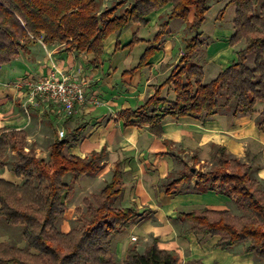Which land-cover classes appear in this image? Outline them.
I'll return each mask as SVG.
<instances>
[{"label": "trees", "instance_id": "16d2710c", "mask_svg": "<svg viewBox=\"0 0 264 264\" xmlns=\"http://www.w3.org/2000/svg\"><path fill=\"white\" fill-rule=\"evenodd\" d=\"M123 2L99 11L95 0H0V68L16 58L19 52L41 41L46 46L64 45L66 50L93 54L97 59L104 42L113 34L120 36L130 25L147 24V17L170 6L168 17L161 22L151 44L140 58L136 69L142 68L157 50L170 21L180 19L194 33L185 44L183 54L164 84H171L175 100L159 98V90L145 104L135 110H124L120 117L124 125H146L149 131L161 136L165 117H189L204 120L219 112L235 117L252 116L258 103L264 105V0H230L235 7L230 45L243 43L234 52V59L208 84H202L203 68L191 62L192 55L202 48L200 27L208 11V0H134L129 7L116 14ZM190 9L193 18L188 22ZM132 40L129 44L136 43ZM118 44H116L117 48ZM253 64L247 66L248 58ZM181 65V67H180ZM256 128L264 133V110L256 120ZM79 127L71 139L61 138L51 145L47 159L36 156L32 148L26 150L23 131H0V167L5 164V151L15 154L12 163L20 184L0 179V218L7 224L19 226L26 248L0 244L1 264H118L105 247L112 236L140 220L143 213L133 207L114 208L123 191L121 171L117 166L105 185L96 207L83 199L88 218L77 233H62L57 224L66 212L65 201L72 197L73 186L83 175H95L103 167L104 149L88 157L65 153L71 142L81 136ZM172 157L175 156L168 151ZM214 166L206 173L188 169L169 184L162 186L165 195L214 191L231 199L241 211L237 216L228 209L203 207L178 218L190 226L181 235L192 234L199 242L218 237L215 248L228 251L246 243L245 254H253L264 262V187L253 177L252 167L232 156L222 146L216 147ZM192 164L198 162L195 152ZM185 165V164H184ZM186 166V165H185ZM71 176V182L65 178ZM189 175L196 182L179 191ZM78 212V209H76ZM78 235L77 241L72 237ZM121 264H178L174 252L160 249L157 240L140 254L128 248ZM185 264H203L200 260Z\"/></svg>", "mask_w": 264, "mask_h": 264}, {"label": "crops", "instance_id": "0c3cea01", "mask_svg": "<svg viewBox=\"0 0 264 264\" xmlns=\"http://www.w3.org/2000/svg\"><path fill=\"white\" fill-rule=\"evenodd\" d=\"M229 1L216 0V18L219 14L218 10H221L223 22L211 33L212 41L206 48L204 64L199 63L204 74L202 84L213 81L218 73L234 59V52L238 50L236 46L230 45L235 7L228 5ZM207 13L200 27V32L205 27ZM214 13L211 18L214 17ZM167 14L169 13L167 12ZM193 14V10L190 9L188 22H191ZM160 15H162L161 12H153L147 17L146 25L135 23L130 25L120 36L115 34L113 50L116 51L119 48L120 52L117 57L115 56L111 60L112 64L115 63L123 70H126L124 68L131 62L135 65L130 71L123 73L132 75L138 72L140 75L144 71L150 70V73L155 69H166L170 70L171 73L174 65L177 64L180 57L172 58V45H179L178 42L181 37L178 34H173L172 25L175 20L182 22L180 19L170 21L164 35L157 43V50L144 67L136 69L141 56L151 46L158 32L160 23L157 27L156 22L161 20ZM184 23L186 24V22ZM134 39L137 42L129 46ZM121 41L124 44L119 47ZM116 44H118L117 48ZM185 44L181 43L182 49H184ZM60 46H46L41 41H37L29 45L26 52H19L16 58L0 68V131H23L26 134L29 148L34 143L37 151L40 145L45 142V151H38L36 156L47 159L51 145L56 139L59 140L56 132H54V139H51V133L54 128L53 119L60 109L51 102L47 103L43 100L28 102L26 84L46 78L51 73H61L66 77H79L80 80H83L85 82V102L82 105H77L76 111L80 113L83 111L87 119L94 120L90 121L89 125L85 123L76 125L74 120H67L66 117H63L64 120H58V122L61 120L62 123L69 122V125L72 123L73 128L67 127L66 123L64 124L66 127L65 138L71 139L72 132L79 127L82 128L78 141L71 142L66 147L67 152L65 148V153L85 158L92 152H99L104 149L106 157L103 160V167L94 176H103L104 180L102 181L106 180V185L111 180L115 167L118 166L121 171L123 186L118 202L127 203V206H122V208L144 209L152 214V218L140 219L139 223L130 225L121 234L123 237L119 238V242L124 243L126 250L131 234L135 232L138 234L139 231L141 235L148 238L152 234H158L155 231L156 225H152L153 219L162 227L171 226L170 221L172 219H174L173 223L181 226L187 222L177 221L179 219L178 213H189L203 207L215 208L218 204H224L226 200L230 201V199L218 195L214 191L202 194L165 195L160 185L173 170V158L168 153V151H172L173 146L178 145L185 150V153L190 152L192 155L196 152L198 160L201 161L210 157L212 148L216 145L224 147L228 153L239 160L242 159L243 162L247 161L246 152H248L250 158L255 156L260 161L261 167H258L259 178L257 179L264 184V133L259 132L256 128V120L264 110L263 104H256V112L252 116L234 118L228 112H219L205 120L203 115L198 119L167 116L161 124V136H156L149 131L146 125L125 126L124 119L120 117V112L139 108L149 98L153 97L157 90H159L160 99L174 101L176 95L173 86L164 84L168 77L165 80H152V78L145 80H105L103 70L107 69L108 63L104 60L108 54L104 47L100 58L95 59L93 54L76 53L66 50L65 47L60 51L58 50ZM109 46L112 47V42ZM130 50L132 56L124 60V56H127V52ZM83 57L88 58V64L91 61H98L93 65L90 64L89 70L86 71L83 68L85 65ZM169 63L172 64L168 65ZM207 68L212 72L213 80H204ZM26 102L31 107L29 113H24L22 109ZM52 107L57 112H54ZM93 125H96V131L89 135ZM82 134L85 136L84 139H82ZM25 149L28 150V148ZM9 153L10 156H15L13 152L9 151ZM90 176L92 175H83L78 180ZM0 179L14 184L22 182L21 178L14 174L12 165H8L6 161L0 167ZM78 180L74 184V195L77 192ZM208 239L210 240H203L198 243L194 235L180 236L178 231L173 230L169 234L159 236V248L174 251L177 253V257L180 254H186L184 264L193 260H200L203 264H214L215 261L203 260L201 256L196 254L201 249V244L204 246L207 241H210V244L215 245L218 237H208ZM0 244L20 249L26 248L20 227L7 224L1 218ZM121 247H123L122 244ZM225 252L230 253V251Z\"/></svg>", "mask_w": 264, "mask_h": 264}, {"label": "rangeland", "instance_id": "374dc122", "mask_svg": "<svg viewBox=\"0 0 264 264\" xmlns=\"http://www.w3.org/2000/svg\"><path fill=\"white\" fill-rule=\"evenodd\" d=\"M134 0H95V3L99 9V11H103L104 9L110 8L114 5L117 4V2H123L122 6L120 8L117 9L116 14L121 13L124 9H126L127 7L130 6V4L133 2ZM171 7L168 5L164 8H162L159 11H155V12H161L162 15H160L161 20L156 22V26L158 27L159 23L161 24L162 21H164L166 19V16L169 15L167 14V12H170ZM208 10L209 12L207 13V20H206V24L204 29H202L201 33H200V39L202 41V46H204L203 48H201L200 50H198L197 52H195L192 57H191V62L193 63H203L204 64V59H206V48L208 46V44L212 41V36L211 33L213 31L216 30V27L219 26L220 23H222V11L218 10V17L216 18V0H208ZM215 12V13H214ZM213 13L215 14L213 18L212 15ZM221 14V15H220ZM220 15V16H219ZM227 21H229V19H227ZM179 25V26H178ZM178 26V27H177ZM172 27H177V28H172L173 30V34L175 35H179L181 37V40L178 42L179 45L176 44L172 45L173 49H172V58L177 59V57H181L183 54V49L181 48V43H187L191 37L193 36V31L188 28L186 26V24L182 21L179 20H175ZM115 40V34L113 36H111L103 45L105 52L108 54L107 57L105 58V62H107V66L105 69V71L103 70V77L105 80H145V79H151L152 80H165L169 73L170 70H166V69H155L154 71H151L149 73V71H144L142 73H140V75L138 74V72L129 75L127 73H123L124 71H130L135 65L131 63H129L123 70L121 67H118L115 63L112 64L111 60H113V58L116 56L117 54L119 55V48L115 51L113 50V43ZM110 42H112V47L109 46ZM124 43L121 41V43L119 42V47L120 45H123ZM172 44V43H171ZM243 43L237 44L235 45L238 49L243 48ZM179 46V47H178ZM65 46L61 45L58 50L62 51L63 48ZM128 55L124 56V60H127L128 57L132 56V52L131 50L127 52ZM105 57V55H104ZM100 58V57H99ZM98 58V59H99ZM103 60V59H102ZM122 60V59H121ZM83 61L85 62L84 65V69L89 70V66L90 64L93 65L94 63H96L97 61H91L90 64L88 58H84L83 57ZM178 63V62H177ZM172 63H169L168 65H171ZM253 64V58L250 57L247 60V66H251ZM117 66V67H116ZM176 65H174L175 67ZM181 67V65H180ZM84 75V74H81ZM72 78V77H71ZM76 79L80 80L79 77H77ZM204 80H213L212 79V72H210V69L205 72V78ZM86 97V96H85ZM47 101V100H45ZM85 102V101H84ZM83 102V103H84ZM96 102V101H95ZM28 102H26L24 104V106L22 107L24 113H29L30 112V105ZM47 103H49V101H47ZM51 104V103H50ZM97 104V102L95 103ZM94 104V105H95ZM82 105V104H81ZM53 109V111L55 112L56 109H54L53 107L51 108ZM57 112V111H56ZM74 116V117H73ZM66 117V119H71L74 120L76 125H81L82 123H85L86 125H89L90 121H93L94 119H90V118H86V116L84 115L83 111L82 113L77 112L75 109V112H73L71 115H65L62 110H60L55 118L53 119V132L51 133V139H54V132H56L57 137H58V132L63 130L64 131V137L66 136V127H65V123H62L61 120L58 122L59 119L64 120ZM105 119V118H104ZM111 119V116H110ZM67 127L73 128L72 123L69 125V122L66 123ZM96 131V125L92 126V131L89 135L94 134ZM85 136L84 134H82V139H84ZM45 145L46 143L43 142V144L40 145V148H38L39 152H44L45 151ZM26 148L30 149L28 146V142L26 140L25 143ZM216 146H213L212 148V153L210 154V157L205 159L204 161L198 160L197 164L193 165L191 159L192 153L187 152L185 153V150L182 149L180 146L176 145L172 147V151L171 153L175 156L172 157L173 158V162H174V166H173V170L168 174V176L166 177V179L164 181H162V185H160L161 187L165 184H169L172 180L176 179L181 173H186L188 174V169L189 168H193L198 172H203L206 173L208 172L215 164V160H216ZM31 148L34 150L35 154L37 155L38 151L35 148V144L33 143L31 145ZM67 149V148H66ZM68 151V149L66 150V152ZM246 159L247 161L244 163L249 164L252 169H253V177L254 178H259V170L258 167H261V165L259 164V160L258 158H256L254 156V158H250V154H248V152H246ZM15 157L10 156V153L8 151V149L5 151V161L8 163V165H12V163L14 162ZM46 160V159H45ZM242 161V159H240ZM243 162V161H242ZM186 166H185V165ZM104 177H97V176H90V177H86V178H82L81 180H78V184H77V192L74 195V190H73V195L71 198H69L68 200L65 201V206H66V212L64 214V217L58 222L57 224V228L60 232L62 233H67L70 230H75L76 233L81 230V228H83V220H81V218H88L87 214H86V205L83 202V199L87 198L90 200L91 204L93 207H96V201L98 199L92 198L99 196V194L101 193V191L104 189L105 181ZM196 176L195 175H189L188 179L185 181V183L181 184L178 186V190L179 191H184V188L187 186H191L196 182ZM65 182L66 183H70L71 182V176H67L65 178ZM262 183V182H261ZM75 184V183H74ZM74 184H72L73 189H74ZM263 187L264 184L262 183ZM112 207L114 208H122V206H127V203L125 204L124 202L120 203L118 202V200L114 203L111 204ZM212 208V207H210ZM76 209H78V212L76 211ZM214 209H228L230 210L233 214L240 216L242 213L241 211L236 207V205L234 204V202L230 199V201H224V204H218ZM139 213H143V217L146 219H150L152 218V214H150L147 210L144 209H140L137 210ZM143 218V219H144ZM171 220V219H169ZM174 219H172V221H170V225H167L165 227H162V225H160L159 223H157L156 220L153 219L152 221V225H156L155 226V231L158 233L157 235L154 234H150L151 236L145 237L144 235H141V233L138 231L137 232L131 234L129 236V243L127 244V249L134 247L138 253L142 254L144 253L145 250H147L153 243L154 240H157V245L159 247V236L162 234H169L171 233L173 230L174 231H178L180 236L181 233L186 230L187 228H189V224H182L181 226H179L177 223H173ZM177 221L181 222L182 220L177 219ZM140 220L135 221L134 223L137 224L139 223ZM132 223V224H134ZM125 231V230H124ZM124 231L118 233L115 236H112L109 240V243L105 246L108 250L110 255L113 257V260L118 263L121 264L124 259H125V255H126V247L124 246V243L119 242V238H122L123 235H121ZM154 232V231H153ZM125 236V235H124ZM132 236V237H131ZM132 238H135V240H133ZM210 238V237H209ZM72 239L74 241H77L78 239V235H74L72 237ZM203 240H210L208 238H205ZM202 240V241H203ZM198 241V240H197ZM182 242V241H181ZM209 242V243H208ZM199 243V241H198ZM201 243V242H200ZM121 244L123 245V247H121ZM203 245L201 244L200 247L201 249L196 253L198 256H201V258L203 260L206 261H215L216 263L214 264H264V262L256 257L253 254H245L244 250L247 246L246 243H240L238 245H236L235 247H233L232 249L228 250L230 251L229 254H227L225 251L220 250L219 248H215V245L210 244V241H207V243H205V245L202 247ZM187 247V245H186ZM189 251V250H188ZM174 252V251H171ZM176 256L177 253L174 252ZM186 258V254L184 255H179V257H177V263L178 264H184V260ZM91 264V263H89Z\"/></svg>", "mask_w": 264, "mask_h": 264}, {"label": "built area", "instance_id": "2783aa9c", "mask_svg": "<svg viewBox=\"0 0 264 264\" xmlns=\"http://www.w3.org/2000/svg\"><path fill=\"white\" fill-rule=\"evenodd\" d=\"M26 88L28 102L47 100L66 116L75 112L76 106L85 101V82L61 73H51L46 78L27 83ZM64 134L63 130L59 131L58 138H63Z\"/></svg>", "mask_w": 264, "mask_h": 264}, {"label": "water", "instance_id": "95a60500", "mask_svg": "<svg viewBox=\"0 0 264 264\" xmlns=\"http://www.w3.org/2000/svg\"><path fill=\"white\" fill-rule=\"evenodd\" d=\"M191 171L193 172V171H194V169H191Z\"/></svg>", "mask_w": 264, "mask_h": 264}]
</instances>
